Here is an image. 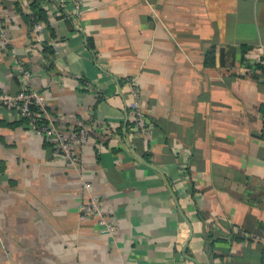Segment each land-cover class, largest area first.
Instances as JSON below:
<instances>
[{
  "label": "crops",
  "instance_id": "0c3cea01",
  "mask_svg": "<svg viewBox=\"0 0 264 264\" xmlns=\"http://www.w3.org/2000/svg\"><path fill=\"white\" fill-rule=\"evenodd\" d=\"M33 2L0 0V91L93 122L85 176L117 229L79 219L76 170L0 109V264H264V0H38L49 22Z\"/></svg>",
  "mask_w": 264,
  "mask_h": 264
},
{
  "label": "built area",
  "instance_id": "2783aa9c",
  "mask_svg": "<svg viewBox=\"0 0 264 264\" xmlns=\"http://www.w3.org/2000/svg\"><path fill=\"white\" fill-rule=\"evenodd\" d=\"M42 28V23L34 24L36 32H40ZM9 43L7 31L0 19V45L5 46ZM15 68L24 78H30L31 73L20 60L16 61ZM133 90V98L127 103L131 109V127L136 133L148 136L154 123L141 107L137 88L133 86ZM0 109L8 110L20 119H25L31 129L51 144L54 155L65 159L70 167L76 170L80 177L82 199L79 219L81 221L96 219L97 232L105 236H113L117 224L104 213L101 205L102 194L93 192L92 182L85 176L87 167L83 150L91 139L94 129L93 122L82 124L73 130L59 126L49 115L45 93L33 87H25L16 94L0 91Z\"/></svg>",
  "mask_w": 264,
  "mask_h": 264
},
{
  "label": "trees",
  "instance_id": "16d2710c",
  "mask_svg": "<svg viewBox=\"0 0 264 264\" xmlns=\"http://www.w3.org/2000/svg\"><path fill=\"white\" fill-rule=\"evenodd\" d=\"M39 5L40 4H39L38 0H34L32 7L35 10V15L39 16V18H41V19H44L46 22H49V17H48L47 10L42 8V7H40ZM23 120H25V119H23Z\"/></svg>",
  "mask_w": 264,
  "mask_h": 264
}]
</instances>
